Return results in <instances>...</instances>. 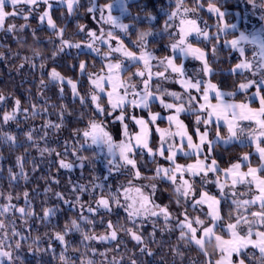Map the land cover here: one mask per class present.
<instances>
[{"label":"snow or ice","instance_id":"1","mask_svg":"<svg viewBox=\"0 0 264 264\" xmlns=\"http://www.w3.org/2000/svg\"><path fill=\"white\" fill-rule=\"evenodd\" d=\"M59 2L66 5L69 15L80 6V0H59ZM247 3L254 9L257 7L264 9V0H260L259 3L257 0H247ZM8 4H11L12 11L6 10ZM41 4L46 7L39 15V20L41 23L47 22L48 28L54 32L60 42L57 50L51 54L53 59L65 48H75L87 49L95 56H99L102 62L99 72H88L86 60H81L79 63L80 72L87 73L91 85L88 97L81 96L77 83L66 79L55 68L48 73L47 81L41 78V95H43V90L53 83L59 86V92L63 94V85L66 82L71 86L73 96L79 97L81 105H85L88 99L91 100L95 114L111 116L119 110L120 115L115 119L123 126L124 138L116 141L106 130L104 121L90 118L86 128L74 132V136L78 138L79 147L73 146L72 156L80 162L79 167L83 168L85 161H89L90 158L80 153L93 146H103L111 157L107 161L110 166L109 173L119 172L123 168L129 172L131 177L127 185H120L115 192L111 191L110 185L109 190L105 192V185L102 183H93L89 188L85 184H74L71 181L69 184L72 199H68L63 192H55L54 196L58 201H62L74 210L79 207L80 211L78 216L66 221L61 231L54 233V239L64 245L66 250L68 246L66 236L72 232L80 233L81 244L95 255L97 249L91 247L90 242H116L118 247L123 243L120 239L122 232L138 246L144 245L145 240L140 231L143 222L149 218H156L152 220L155 228L156 220L162 217L165 228L169 232L178 230V240L187 246L194 245L206 258V264H246V259L253 261L254 264H264V26L259 31L248 34L240 31L235 23L227 22L229 14L224 7V0H191L190 4L189 0H175V7L167 14L163 29L170 40L168 45L170 54L157 57L155 51L149 47L153 43L149 39L154 36L152 30L137 32L132 44L139 50L138 52L131 50L121 38L120 33L128 35L131 28L129 24L122 23L118 17L112 15V8L115 4L122 14L127 12L125 0H113L112 3L102 6L97 4L96 0H89L90 6L87 7L86 12L93 14L94 18L98 13L97 23L100 28L97 31L80 24L79 33H84L86 38L79 42L66 39L65 30L58 27L53 20L51 15L53 0H0V30L23 32L30 27L27 23L28 17ZM22 5L27 6V11L21 7ZM205 11L210 17H215V25L209 24L208 20L201 15ZM146 16L148 19L153 18L150 13H146ZM9 17H21L25 23L19 25V29L15 24H9L5 29L4 25ZM260 18L264 20V15ZM176 20L179 21L178 25L175 23ZM105 24L110 25L107 30L104 28ZM213 28L215 31L212 30ZM237 31L239 35L233 36L232 39H222L230 32ZM33 36L36 38L35 30H33ZM102 46H106L104 50ZM221 46L225 49L230 48L239 54V62L230 71L233 75L242 76L243 80L232 92L219 90L211 80L189 77L183 64L184 58L191 57L201 63L202 67L199 72H202L205 77H210L214 72L211 65L215 63V60L211 58L217 57ZM246 46H252L251 57L246 54ZM84 55L88 53L85 52ZM41 59L42 54L35 52L33 57H25V62L36 68L35 61ZM177 59H180L179 64L176 62ZM153 61L156 63H152ZM39 67L43 69L45 64L41 62ZM133 67H136V71H131ZM154 68L157 70L153 71ZM246 72L251 74V78L244 75ZM124 73L128 75L125 76ZM171 74H175V78ZM154 79L172 80L179 83L184 91L183 93L169 91L159 84L153 91ZM253 88L255 91L249 93V90ZM193 92L199 95H194ZM210 92L215 93V104L209 99ZM237 92L245 93L249 96V101L230 103L224 99L226 96H235ZM105 97L107 107L102 103ZM165 97L172 98V102H168ZM7 99L8 97L0 93V105ZM201 99L203 103L200 102ZM252 100L259 101L258 108L251 106ZM156 101L169 113L166 117L169 128L164 129L158 126L155 128V132L160 137V146L154 150L150 144L151 126L160 119V114L150 109ZM45 105L47 106L38 107L34 103L30 107H24L20 99H15L11 110L0 114V144H7L11 147L20 144L18 135L3 131L4 126L15 123L17 127H20L21 117L23 121L40 117L44 120L40 129L32 127L23 133L25 142L29 147H36L41 157H44L45 153L49 156L55 153L59 158V169L71 170L75 166V161L70 162L66 159L67 141H65L63 152H57L56 148L39 146V141L47 144L49 132L51 130L59 132L64 121L63 105L59 113V122L45 119L46 116L51 115L49 107H56L55 104L48 105L47 98H45ZM128 105L149 111L148 119L135 115L130 117L139 127L136 133L129 132L128 124L125 123L128 118L126 112ZM185 113L195 115L197 126L201 124L205 126L203 131L200 127L196 128V139L189 134L187 125L181 119L182 114ZM201 113L206 115H201ZM213 118L215 121H223L227 127L226 136L221 134L219 124H217L215 139L209 138L208 127L213 123ZM243 122H247V125ZM173 125L176 128L175 132L170 130ZM39 130L43 131V135L37 139L35 133ZM80 137L82 139H79ZM174 137H179V145L175 142H168ZM244 138L250 145H254L255 155L259 158L256 166H253V153L247 152L227 168H221L217 160L211 156L214 144L232 142L243 144L245 143ZM205 146H207L206 149ZM137 150H140L141 158L146 151L153 161L159 156L168 162V166L157 164L154 174L145 176L138 166ZM180 153L189 159L195 156V161L187 164L178 163ZM23 160V156L17 157L19 173H14L11 168L8 169L10 184L20 178L28 180V176L24 173ZM213 176L215 179H212ZM104 179L107 180V177ZM197 179L199 189L196 186ZM139 180L169 182L176 197L175 203L181 210L173 215L168 205L157 204L153 199L157 184L137 185L134 183ZM52 182L59 184V180L54 177ZM209 184L215 185L216 193L209 190ZM146 187L152 189L151 193L144 191ZM240 187L245 190L239 191ZM97 189L100 190L99 195L96 194ZM51 191V187L45 188L46 193ZM85 194L90 198L87 202L82 199ZM23 198V206H17L12 201L13 199L19 200V195L13 197L11 193L5 195L0 192V199L6 201L0 204V217L7 219L9 214L15 216L19 213V217L27 224L31 218H37L42 223H49L57 215L59 205L44 207L43 215L39 216L32 207L29 192L25 191ZM114 207L123 209L126 213L125 220L131 224L130 227H126L119 220L113 222L109 219L105 223L104 215L113 213ZM225 209H227L226 214ZM192 212L196 214L192 215ZM97 216L101 217L99 223L105 225V230L100 235L94 232ZM5 219H0V233H2L0 235V264H15V261L20 258L14 256V251L19 250L22 247L21 241H26L28 237L23 236L16 229L13 221L11 237H19L13 249ZM173 220L175 221L174 226L172 225ZM138 221L139 226H137ZM85 225L91 226L92 234L85 230ZM164 230L161 229V231ZM152 235H155V231ZM39 241V236L32 241L33 245H37V251L40 250ZM210 245L214 246L219 259L213 260V254L208 251ZM248 249H255L259 256L249 255L246 251ZM140 250L144 252L146 247ZM173 251L182 255L179 247H174ZM152 254L148 251V255ZM99 255L106 256L107 252H100ZM59 259L62 264H69V258L63 252ZM81 264H94V262L82 260ZM111 264H122V261L113 258ZM131 264H136V261L132 260Z\"/></svg>","mask_w":264,"mask_h":264},{"label":"trees","instance_id":"2","mask_svg":"<svg viewBox=\"0 0 264 264\" xmlns=\"http://www.w3.org/2000/svg\"><path fill=\"white\" fill-rule=\"evenodd\" d=\"M96 1L101 3L109 0ZM257 2L259 3L260 0H257ZM190 3L191 0H189V4ZM127 4L130 10L139 16L145 17L146 13H150L154 17L151 24L154 26L153 28H156L164 25L168 12L175 7V0H132ZM244 5H246V7H252V5L247 3V0H224V7L229 14L227 22L234 23V16L238 13L239 20L236 22V25L240 31L246 28L248 29L251 25L258 23L257 14L260 11L264 15V9L259 7L254 9L252 7L253 9L251 10L256 16L250 12L249 14L253 17V19L248 18L246 20V15L244 14L245 12L248 14L249 9H245ZM89 6V0H80V6H78L73 12V15L70 16H68L64 6L56 5L52 7L51 15L53 20L58 27L65 30L64 36L66 39H80L82 37V33H79L78 26L84 23L85 15L88 14L86 9ZM201 15H203L205 20H208L209 24L215 25V17H210L206 11L202 12ZM262 21L263 22L260 24L261 28L264 26V20ZM140 23L142 28L147 27L149 24L144 21ZM28 24L30 27L25 29L23 32H18L14 35L7 34L0 41V93H3L8 98L16 97V99H20L23 106H31L34 103L37 104L38 107L47 106L45 105V98L42 97L44 95H41L40 80L43 78L47 81L48 73L55 68L66 79L77 81V87L81 96L88 97L90 92L87 82L88 75L87 73L80 72L79 63L81 60L85 59L88 64V72H96L101 68V60L89 52H87L88 55H85L84 59L80 58L81 55H84L85 51H76L72 53L65 52L63 54L58 53V55L53 59L51 54L56 51L59 46V40H57L54 32L45 24H39L34 17L29 18ZM33 30H35L36 38L33 36ZM212 30L215 31V28ZM238 34V31L230 32L227 37H223L222 39H228ZM152 41L153 43L150 45H152L157 57H163L170 54V50L168 48L170 40L168 35H163L159 39ZM193 43H195V41H193ZM35 52H40L42 54V59L36 60L35 63L37 67L33 68L29 63L25 62V57H33ZM251 52L252 51L248 49L246 54L250 55ZM211 59L215 60V63L211 65L214 72L209 79L223 91H234L235 87L243 80L242 76L239 74L233 75L230 71L234 65L239 62V55L230 48L225 49L221 46L217 57H212ZM41 62L45 64L43 69L39 67ZM21 65H23V67H21ZM244 75L247 76L245 73ZM54 85L55 84L49 85L50 87L48 89L52 90V92L51 95L47 97V101L48 105L55 104L56 107H49L51 115L48 117L51 118V120H58L59 113L62 110L61 106H64L63 109L67 110L64 117V124L67 126V128H65L66 136L71 137L72 133L76 130H83L86 128L90 118H95L98 121H106L108 124L110 123L108 116H99L98 114H95V109L92 106L90 99H88L85 105H81L79 97H76V99L72 101L73 98L70 96L71 91L68 84L65 83L63 85L65 88L63 94H60L57 89L58 87L56 88V85ZM46 90L44 92H47ZM66 91L67 93H65ZM232 98L238 101H247L245 93L242 92H237L235 96H232ZM102 103L106 106V98L102 100ZM251 105H256V102L252 100ZM157 108L152 104L150 110H156ZM0 112L4 111L1 110ZM135 113L145 119H148V110L135 108ZM192 116L193 114L185 113L182 114L181 117L187 125L189 133L194 135L197 127H200L202 130L205 126H197ZM127 119H129V117ZM129 126L131 127L132 125L129 123ZM219 127L221 134L225 135V127ZM18 128L21 129L22 125ZM215 130L216 126L211 124V128L209 129L210 137L214 135ZM3 131L17 134L20 144L16 147H11L7 144H0V192H3L5 195L11 193L13 197L19 195V200L13 199V202H16L18 205L24 204L23 193L25 191L29 192V198L32 200V207L39 216L43 215L44 207L59 205L57 215L53 217L49 223H42L37 218H31L28 220L30 226L26 230V233L30 234L32 239H35L37 236L40 237L38 244L40 250L37 251V245H33L32 243L30 249L21 251V255L24 257L21 264H62L59 259L62 252L69 258V264H78V260L80 258L78 249L81 244L79 235H77L76 232H72L66 236L65 239L68 241L66 250L60 243L57 242V240L54 239V233L56 231H61L64 228L66 221L78 216L80 211L78 209L74 210L70 208L62 201H58L54 196L55 192L61 191L57 190L58 186L56 183L52 182V171L56 168L55 164L52 163L48 165L42 161L39 162L36 159H33L32 155H35L34 147H29L28 143L25 142L23 130L16 131L6 125L4 126ZM156 139L157 136L154 132H152L150 143L153 141L156 143ZM151 145L153 146L152 143ZM247 152H252V145L249 143L239 144L234 142L226 146L216 143L214 144V151L211 156L217 160L221 168H227L231 163L236 162L244 153ZM80 154L89 157L90 155L94 156L97 153L92 149H87ZM18 156L24 157L22 162L24 163V173L28 176V180L26 181L23 178H20L18 181H13L10 184L8 169L11 168L14 173L20 172V168L17 166ZM136 158L141 172L145 176H152L154 174L152 169L155 161L152 159L150 160L144 158V160H141L139 157ZM191 159H193V157ZM191 159L187 157L182 159L179 157L178 160L188 162ZM252 161L253 164L258 163L257 158L254 156H252ZM34 167L35 171H33ZM93 169L95 170L96 168L93 167ZM93 169L88 167L85 170L88 178L90 177ZM98 172L104 171H101L100 168L98 169ZM57 175L59 177L61 176L63 181H66L67 174L65 172H60ZM122 177L124 179L131 178L130 175L124 174H122ZM214 178L215 176L212 177V179ZM156 184L159 186L162 194V198L159 199L160 204L168 205L171 211L174 212L173 214L176 215L181 209L178 208L175 203L176 197L172 185L169 182H160L159 180H156ZM197 184H199L198 179ZM208 186L212 193L217 192L215 185L209 184ZM46 187L52 188V191L48 196L44 195ZM241 189L244 188L241 187ZM82 199L87 202L90 198L85 194ZM5 202L6 201L0 199V203ZM226 213L227 209H225V214ZM191 214L195 215L196 213L192 212ZM125 217L126 213L119 209L113 211L111 214L104 215L103 218L105 223L109 219L113 222L119 220L121 223H124L126 227H130L131 224L125 220ZM0 219H3V217H0ZM95 219L97 223L94 232L96 233L105 230V225L99 223L101 217L97 216ZM153 219L156 218L144 221L143 226L140 227V231L145 240L144 245L138 246L135 241L130 239L129 236L125 235L123 232L120 233V239L123 241V243L120 244V246H123V248L121 246V250L126 249L123 256H132V260H135L136 264H206V258L194 245L187 246L182 241L178 240V230L169 232L165 228L163 218L161 217L156 220V226L154 228L152 223ZM30 221H32V223ZM174 224L175 221L173 220L172 225L174 226ZM139 225L140 222L138 221L137 226ZM84 227L86 231H89L90 234H92L91 226L85 225ZM161 229L165 230L161 231ZM153 231H155L154 236L152 235ZM50 245L51 247H49ZM110 245L101 243L95 244L91 247L101 248L108 247ZM72 247L73 249H69ZM142 247H146L144 252H141L140 250ZM174 247H179L182 255L176 254L173 251ZM148 251H151L153 254L148 255ZM208 251L210 254H213V260L218 259L219 255L216 254L213 245L208 247ZM246 251H248L249 255L254 254L257 257L259 256L250 249ZM234 259L238 258L234 257ZM131 261H128L125 264H131ZM246 264H254V262L246 259Z\"/></svg>","mask_w":264,"mask_h":264},{"label":"rangeland","instance_id":"3","mask_svg":"<svg viewBox=\"0 0 264 264\" xmlns=\"http://www.w3.org/2000/svg\"><path fill=\"white\" fill-rule=\"evenodd\" d=\"M130 1H132V0H125V5L128 8V11L127 12H124L123 14L121 13L120 8L114 4L113 5V8H112V15L118 17L122 23L129 24L130 25L131 31L129 32V34L128 35H124L123 33H120V35H121V38L125 41V44L128 45L131 50L138 52L139 50L132 44V41H134L136 39L137 32L144 31V30H152L153 33H154V36L153 37H150L149 38L150 40H157L161 36L167 35V34L163 31L164 25L162 27L153 28L154 26L151 24V22L154 20V17L152 15L151 16L153 18L152 19H148L147 16H145V17L139 16V15L135 14L134 12H132L130 10V8L128 7V4H127ZM112 2H113V0H109V1L101 2V3L96 1V3L99 4V5H101V6L104 5V4H106V3H112ZM56 5L64 6L65 9H66V12L68 14V16H70L69 13H68V10H67L66 5L61 4L59 2V0H53V6H56ZM21 7H24L25 11H27V6L26 5H22ZM45 7H46L45 5L41 4L28 17V20H29V18H33L34 17L38 21L39 24H45L48 27L46 21L44 23H41L40 20H39V15L44 11ZM244 7H245V9H247V8L249 9L248 10V14H247V12H245V14H244V15H246V20L248 18L249 19H253V17L250 16V14H249L250 12L252 14H254L253 11L251 10L253 8L252 7H249V6L246 7V5H244ZM6 10L7 11H12L13 10L11 4H8ZM168 13H170V12H168ZM71 15H73V14H71ZM262 15H263V13L261 11L257 14L258 31L261 29L260 24L263 22L261 20V18H260ZM254 16H256V15L254 14ZM234 17H235V22L234 23L236 24V22L239 20V14L236 13ZM166 19H167V17H166ZM97 20H98V13L96 14V18L93 17V14H89L88 13V14L85 15V21H84L83 24L86 25L88 28H91V29H94V30H97L98 31L99 28H100V25L97 23ZM142 21L148 22L149 23L148 26L145 27V28L144 27L142 28L141 27V23H140ZM24 23H25V21L21 17H9L7 19L4 27L6 29L9 24H15V25H17V29H19V25L24 24ZM27 23H28V21H27ZM175 23L178 25L179 24V21L176 20ZM109 27H110V25H107V24L104 25V28L106 30ZM242 31L247 32L249 30L246 28V29H244ZM18 32H20V31L17 30L15 32H7V31H4V30H0V41L3 39V37L5 35H7V34L14 35L15 33H18ZM85 38H86L85 34L82 33V37L80 39H71V40L74 41V42H79V41H81V40H83ZM59 43H58V45H59ZM113 43H115V42H113ZM105 47L106 46H102V50H104ZM149 47L151 49H153L152 48V45H149ZM248 49H250L252 51V46H246V51ZM76 51L89 52L87 49L65 48L64 51L63 52H60L59 54H63L65 52L72 53V52H76ZM176 55L178 56L179 54L177 53ZM251 55H252V52L248 56L251 57ZM84 57H85V55H81L80 56V58H83V59H84ZM96 57L101 60V58L99 56H96ZM176 62H177V64H179L180 63V60L177 59ZM152 63L155 64L156 61H153ZM183 64H184V67H185V70H186V74L189 77H192L193 79H197V78H201L202 77L205 81L208 80L207 77L203 76V73L202 72H199V69H201V67H202V65H201V63L199 61H197L195 59H192L191 57H188V58H184L183 59ZM156 70L157 69H155V68L153 69V71H156ZM160 70H162V69H160ZM131 71H136V67H133L131 69ZM96 72H99V71L97 70ZM245 74L249 78H251V74L250 73H247L246 72ZM124 75L127 76L128 73H124ZM171 75L173 76V78H175V74H171ZM138 79L139 78H137V80ZM74 82L77 83V81H74ZM87 82H88L89 88H91V85L89 83L88 78H87ZM53 84H55V83H53ZM157 84H159L162 88H166L169 91H175V92H179V93H183V91H184L181 88V86H180L179 83H175L172 80L163 81V80H156V79H154L153 80V83H152L153 91H155ZM49 87L50 86H48V88ZM48 88H47V90L46 89L43 90V92L45 90L47 91V92H44V94H43L44 96H42L43 98H47V97H49L51 95L52 90H49ZM56 88L59 91V86L58 85H56ZM69 88H70V91H71L70 96H71V98H73L72 101H74V99H76V97L73 96L70 85H69ZM253 91H255L254 88L253 89H250V93L253 92ZM65 93H67V91ZM193 94L194 95H199V94H197L195 92H193ZM212 97H215V93L214 92H210L209 99L211 100V102L213 104H215L216 101H213L211 99ZM15 99H16V97H9L6 102H4L2 105H0V111L1 110L2 111H6V110L7 111H10ZM129 99H131V97H129ZM165 99L168 102H172V98H170V97H165ZM246 100L249 101V96H246ZM200 102L203 103V100L201 99ZM240 102H243V101H240ZM106 103H107V98H106ZM154 105L156 106V108L157 107L158 108L156 110H151V111L154 112V113H159L160 114V119L156 122L155 125H152L151 126V131L154 132L155 135L157 136L156 143L154 141H153L154 143L151 142L153 144V146L151 145V147H153V149L155 150L156 148H158L160 146V137L155 132V128L157 126L160 127V128H164V129L169 128V123L166 122L167 121L166 117H167V115L169 113H168L167 110H165L164 108L161 107V105L159 104L158 101L154 102L153 103V106ZM106 106H107V104H106ZM24 107H30V106H26L25 105ZM137 109H141V108H137ZM66 111L67 110H64L63 109L64 117L66 115ZM126 112L128 113L129 119L126 118L125 123L128 124L129 132H131V133L138 132L139 131V127L131 120L130 117L132 115H135L137 117H141V116H139V115H137L135 113V108H133L131 105H128L127 106ZM2 113L3 112H0V114H2ZM118 115H120L119 110H117L116 112H114L111 116H108V119H109V122H110L109 124L106 121L104 122L105 123V126H106V130L109 131L112 134L114 140H116V141H119V140H121V139L124 138L123 137V131H122L123 126L121 125V123L118 120L115 119V117L118 116ZM201 115H206V114L201 113ZM192 118H193V120L195 122V115L194 114H193ZM20 119L22 121V123H21L22 128L21 129L18 128L15 123H10L9 125H7V127L13 128L16 131L23 130L24 132H26V131H28L32 127H35L37 129H40V126L44 122V120L41 119L40 117H37L35 120L29 119L27 121H23V117H21ZM45 119H51V118H49L48 116H46ZM127 120H129V121H127ZM52 121L53 122H59V119L58 120H52ZM64 123H65V121H63V125L64 126L60 129L59 132H56L55 130H51L49 132V136L47 137V144H45L43 141H39V146L41 148H43L45 146L50 147V148H56L57 152H63L64 151V147H65V141H67L68 142V144H67L68 153H67L66 159L68 161H70V162L71 161H75V166L71 170L59 169V165H58V159L59 158L56 156L55 153H53L51 156H49L47 153H45L44 157H41L40 156V153H39V151H38V149L36 147H34V153H35V155H32L33 156V159H36L39 162L42 161L43 163H46L48 165H50L52 163L55 164L56 168L52 171V176L55 179L59 180V184H56L58 186L57 190H61L60 192H64L65 196L68 199H72L73 197L70 194L71 185L69 184V181H71L74 184L75 183L85 184L89 188H91V185L93 183H97V184H101L102 183V184L105 185V189H104L105 192H107L109 190V188H108L109 185L111 186V191H113V192H115V190L117 189V187H119L120 185H122V184L123 185H127L128 179H124L122 177V174H124V175H130L127 170H125V169L122 168L119 172L113 171V172L109 173L108 168L110 166L107 164V161H108V159H111V157L108 155L107 150L105 148H103V146H101V147L93 146L92 148H88V149H92V150L96 151L97 154L94 155V156L90 155L89 156L90 160L89 161H85V166L83 168L79 167V163L80 162L79 161H76L75 157L72 156L73 146L79 147L78 138L74 136V133H72V136L71 137H68V136L65 135V128H67V126H65ZM129 123L132 125L131 127L129 126ZM161 123H164V124H161ZM245 124L247 125V123H245ZM201 126H203V125L201 124ZM210 128H211V125L208 127V131H209ZM170 130L173 131V132H175L176 131L175 126L173 125ZM202 130H204V129H202ZM226 133H227V129H226L225 134ZM35 135H36V137L38 139L39 136L43 135V131L42 130H39V131H37L35 133ZM214 135L216 136V130L214 132ZM222 135H224V134H222ZM226 135H224V136H226ZM24 139H25V137H24ZM79 139H82V137H80ZM244 139H245V142H247L246 138H244ZM168 142L169 143L175 142L177 145H179L180 140H179V137H174V138H170ZM185 145H186V143H185ZM226 145H229V144H226ZM206 147L207 146H205V149H206ZM139 151L140 150H137V153H138L137 154V157H139L141 160L142 159L144 160V158L145 159H150V160L152 159L150 156H148V154H147L146 151L143 154V158H141L140 155H139ZM80 155H83V154H80ZM178 155L182 159L183 158H186V157L183 156L182 153H180ZM83 156H85V155H83ZM194 161H195V156H193V159H191V162H194ZM178 163L187 164L185 161H180V160H178ZM157 164H159L161 166H164V167H167L168 166V162L165 159H163V158H161L159 156H157L156 159H155V163H154L153 169H152L153 171L155 170ZM88 167L89 168H92V169H93V167L96 168L95 170L93 169V171L91 172L89 178H88L87 173L85 172V170ZM100 168H101V171L103 170L104 172H98V169H100ZM60 172H65L67 174L66 175L67 176L66 181H63L61 179V176L59 177L57 175ZM105 177H107V180L104 179ZM134 183L137 184V185H150L151 183H156V181H153L152 182V181H147V180H139V181H134ZM196 186H197V189H199V184H197ZM208 188H209V186H208ZM244 190L245 189H241V187L239 188V191H244ZM144 191L146 193H151L152 189L150 187H146L144 189ZM99 192H100V190L97 189L96 190V194L99 195ZM49 193L50 192H47V193L45 192L44 195L48 196ZM161 198H162V194H161V191H160L159 186L157 185V189H156V192H155V194L153 196V199H154V201L157 204H160L159 199H161ZM30 201L32 203V200H30ZM12 203L16 204L17 206H23V205H18L16 202H13V201H12ZM0 204H3V203H0ZM160 205H162V204H160ZM76 209L79 210V207H77ZM119 209L120 210H123L122 208H115L114 207V211L119 210ZM3 219H5V218L3 217ZM149 219H151V218H149ZM13 221L15 223L16 229L18 231H20L23 236L28 237V240L21 241L22 247L19 250L14 251V256H19V258H20L19 260H16L15 261V264H21V261L24 259L23 255H21V251H25L27 249H30L31 248L32 241L34 239H32V237H31L30 234H27L26 233V230L28 229V227L30 226V224L28 222H27V224H25L24 220L19 217V213H16L15 216H13L12 214H9L8 217H7V219H5V223L8 225L9 237H10V240H11L13 249H15V243H16V241L19 240V237H15V238H12L11 237V228H12V222ZM30 222L32 223V221H30ZM103 232H104V230L99 231V232H96L95 234L96 235H100V234H103ZM76 234L79 235V237H80L79 240L81 242V235H80V233H76ZM0 235H2V233H0ZM57 242L59 243V241H57ZM105 243L106 244H109V245L111 244V245L108 246V247H101V248H98L97 247L96 248L97 249V253L95 255H93V253L90 250L85 249L84 246L82 244H80V248L78 249V253L80 255V258L78 260V264H81V261L82 260H85V261L86 260H92L94 262V264H111V261L113 260V258H115L116 260L122 261V264H125L126 262L132 260V258H133L132 256H123V253L126 252V249L121 250V246L122 245L120 246V244H119V246L117 247V243L116 242H105ZM90 244H91V246H93L95 244H101V243L98 242V241H92V242H90ZM61 246L65 249V246L64 245H61ZM122 248H123V246H122ZM69 249H73V247L72 248H69ZM250 250H252V249H250ZM105 251L107 252V255L106 256L99 255L100 252H105ZM118 252H120V253H118Z\"/></svg>","mask_w":264,"mask_h":264},{"label":"crops","instance_id":"4","mask_svg":"<svg viewBox=\"0 0 264 264\" xmlns=\"http://www.w3.org/2000/svg\"><path fill=\"white\" fill-rule=\"evenodd\" d=\"M245 18H246V16H245ZM248 30L249 31H247V32H245L246 34H248V33H252V32H254V31H258V23H256V24H253V25H251L250 26V28H248ZM239 35V34H238ZM233 37H231V38H228V39H232ZM207 79L208 80H210L209 79V77H207ZM207 80V81H208ZM212 82V81H211ZM213 83V82H212ZM219 90H221L220 88H219ZM221 91H223V90H221ZM223 92H232V91H223ZM254 92V91H253ZM213 101H216L215 100V97H212L211 98ZM224 99L227 101V102H230V103H240V101H238V100H234L233 98H232V96H226V97H224ZM255 102H256V105H251L252 107H255V108H258L259 107V101L258 100H254ZM244 102H246V101H244ZM181 119H182V117H181ZM183 120V119H182ZM166 122H168V121H166ZM184 122V121H183ZM185 123V122H184ZM244 124L245 123H247V122H243ZM212 124H214L215 126H217V124H219V126H223V127H225L226 129H227V127L223 124V121H215V119L213 118V123ZM186 125V124H185ZM246 125V124H245ZM201 131H203V130H201ZM190 134V133H189ZM227 134V133H226ZM225 134V135H226ZM215 135L214 136H212V137H210L209 136V138L210 139H215ZM193 138L194 139H196V136H195V134L193 135ZM198 142V141H197ZM186 143V142H185ZM232 143H234V142H232ZM236 143H239V142H236ZM245 143H248V142H245ZM218 144H220V145H222V146H226V144H223V143H218ZM230 144V143H229ZM239 144H242V143H239ZM244 144V143H243ZM252 152H253V156L254 157H256L257 158V160L259 161V158H258V156L257 155H255V150H254V145H252ZM210 162V161H209ZM186 163H192L191 162V160L190 161H188V162H186ZM253 166H256V164H253ZM245 171L247 170L246 168L244 169ZM252 252H255V253H257L258 255H259V253H258V251H256L255 249H252ZM218 259H219V257H218Z\"/></svg>","mask_w":264,"mask_h":264}]
</instances>
